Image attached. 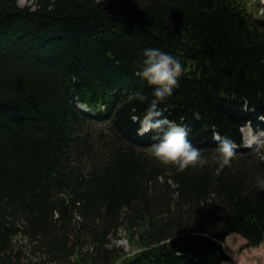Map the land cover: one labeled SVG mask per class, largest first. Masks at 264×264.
Returning <instances> with one entry per match:
<instances>
[{"label":"trees","instance_id":"obj_1","mask_svg":"<svg viewBox=\"0 0 264 264\" xmlns=\"http://www.w3.org/2000/svg\"><path fill=\"white\" fill-rule=\"evenodd\" d=\"M146 47L183 63L159 107L203 166L161 163L137 132ZM262 115L255 0H0V264H221L229 233L258 245L264 160L240 127ZM214 130L240 145L219 171Z\"/></svg>","mask_w":264,"mask_h":264},{"label":"clouds","instance_id":"obj_2","mask_svg":"<svg viewBox=\"0 0 264 264\" xmlns=\"http://www.w3.org/2000/svg\"><path fill=\"white\" fill-rule=\"evenodd\" d=\"M184 72L183 63L178 56L157 47L143 49V64L137 73L148 84L153 85L152 97L142 91H136L134 96L141 102L149 101L142 118L139 119L137 132L139 135L152 132L154 142L150 145V154L163 164L174 165L177 170L189 166H203L207 157L189 138L190 125L178 123L163 115L159 103L173 94L174 88L179 86V77ZM197 119L200 113H194ZM264 119V115L259 117ZM242 142L251 148L261 160H264V129L254 127L249 121L241 129ZM213 139L217 141L215 160L217 171L232 164V158L240 146L233 138L213 131ZM256 186L264 190V175L257 174Z\"/></svg>","mask_w":264,"mask_h":264},{"label":"rangeland","instance_id":"obj_3","mask_svg":"<svg viewBox=\"0 0 264 264\" xmlns=\"http://www.w3.org/2000/svg\"><path fill=\"white\" fill-rule=\"evenodd\" d=\"M17 3L20 6L32 7L34 0H17ZM256 3L264 10V0H256ZM255 127L259 128L256 124ZM120 236L116 244L122 247L125 252H130L132 246L129 244L122 230H120ZM221 245L228 255V259L221 264H264V238L258 245L248 246L241 235L231 232L221 241ZM42 262V258L35 256L26 261L25 264H42Z\"/></svg>","mask_w":264,"mask_h":264}]
</instances>
